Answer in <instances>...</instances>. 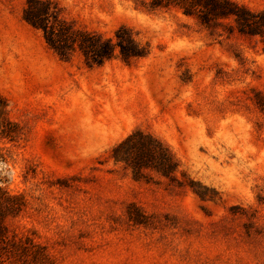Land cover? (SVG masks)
<instances>
[{
    "label": "rangeland",
    "instance_id": "rangeland-1",
    "mask_svg": "<svg viewBox=\"0 0 264 264\" xmlns=\"http://www.w3.org/2000/svg\"><path fill=\"white\" fill-rule=\"evenodd\" d=\"M234 1L251 33L138 0H0V124L21 131L0 139V185L38 256L19 264H264V0ZM135 128L210 197L114 162Z\"/></svg>",
    "mask_w": 264,
    "mask_h": 264
},
{
    "label": "trees",
    "instance_id": "trees-1",
    "mask_svg": "<svg viewBox=\"0 0 264 264\" xmlns=\"http://www.w3.org/2000/svg\"><path fill=\"white\" fill-rule=\"evenodd\" d=\"M135 5L150 11L175 8L182 15L192 18L211 36H221L222 32L230 34L234 27L239 32L251 33L249 29L258 24L254 19L257 14L234 0H138ZM230 21L234 22V25L229 23ZM244 27H248L247 30ZM87 37L85 47L95 50L98 47L95 45L96 37L93 35ZM117 37H119L117 43L122 50L127 49L128 44L134 45V40L130 36L122 40L121 36ZM103 43L105 47L98 54L100 58L110 55L108 52L112 45L110 40H103ZM127 53L143 55L141 52ZM20 138L21 131L18 125L3 118L0 124V139L13 144ZM110 152L114 162L121 163L123 168L129 169L134 179L144 178L148 171H152L178 186H189L200 198L210 197L205 191L195 188L196 182L188 178L184 171L178 170V161L168 144L151 133L135 128L114 145ZM177 171L181 174V179L177 178ZM26 203L22 193L11 192L0 185V264H19L26 252L32 253L34 259L38 257L35 254L37 244L27 237V234L11 228L8 223L25 210ZM139 217L141 214L135 216L133 220L139 221ZM42 256L46 258V254Z\"/></svg>",
    "mask_w": 264,
    "mask_h": 264
}]
</instances>
